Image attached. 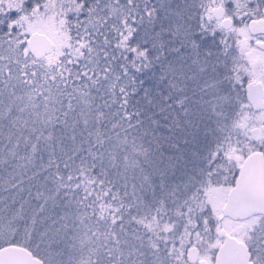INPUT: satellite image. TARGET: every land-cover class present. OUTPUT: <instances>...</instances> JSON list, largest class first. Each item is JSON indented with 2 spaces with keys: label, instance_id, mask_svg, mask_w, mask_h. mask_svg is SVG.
I'll return each instance as SVG.
<instances>
[{
  "label": "snow or ice",
  "instance_id": "6c2138e0",
  "mask_svg": "<svg viewBox=\"0 0 264 264\" xmlns=\"http://www.w3.org/2000/svg\"><path fill=\"white\" fill-rule=\"evenodd\" d=\"M0 264H264V0H0Z\"/></svg>",
  "mask_w": 264,
  "mask_h": 264
}]
</instances>
